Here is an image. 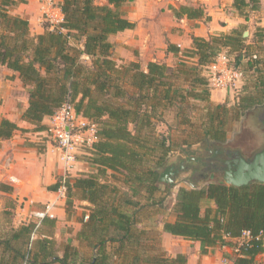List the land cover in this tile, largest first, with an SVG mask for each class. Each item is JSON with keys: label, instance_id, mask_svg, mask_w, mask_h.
I'll use <instances>...</instances> for the list:
<instances>
[{"label": "trees", "instance_id": "obj_1", "mask_svg": "<svg viewBox=\"0 0 264 264\" xmlns=\"http://www.w3.org/2000/svg\"><path fill=\"white\" fill-rule=\"evenodd\" d=\"M130 1L59 0L63 30L46 26L32 33L28 19L11 12L21 0H0V66L16 72L27 90L28 104L21 119L32 125L31 131H46L44 118L69 101L77 115L95 125L97 137L83 159L93 171L69 174L64 181L67 213L73 200L87 202L83 214L88 218H81L74 236L77 244L59 247L56 217H31L16 227L10 224L0 234V264L187 263L184 253L167 254L149 230L138 227L140 213L164 209L171 187L158 181L159 171L180 146L205 139L216 144L228 140L227 106L210 99L209 66L220 53L243 74H253L236 96L233 118L252 120L254 108L264 104V58H259V52L264 54V28L256 26L250 43L243 37L246 25H240L207 38L193 35L189 48L168 44L167 50L179 55L173 66L156 61L144 68L137 61L120 64L112 55L109 37L135 27L122 10ZM232 6L248 20L250 12L260 8V0H233ZM173 14L205 17L201 7L187 5L173 8ZM168 112L173 113V122L166 132L159 131L157 126L165 122ZM171 129L177 134L173 136ZM18 130L29 131L0 119V140ZM247 140L251 152L255 151L260 139L254 131ZM109 173L120 174L131 190L129 198L122 199L133 206L131 212L117 199L119 190L107 179ZM60 179L48 189L56 190ZM0 190L10 192L12 187L0 184ZM135 195L145 201H134ZM208 201L213 206H205ZM172 211L173 220H165L162 229L199 241L202 254L216 246L235 248L248 230L253 236L248 244L226 257L231 264H264V258L257 260L264 254V235L255 238L264 229V184L180 186ZM79 246L88 247L90 255H83Z\"/></svg>", "mask_w": 264, "mask_h": 264}, {"label": "crops", "instance_id": "obj_2", "mask_svg": "<svg viewBox=\"0 0 264 264\" xmlns=\"http://www.w3.org/2000/svg\"><path fill=\"white\" fill-rule=\"evenodd\" d=\"M128 3H131L133 8H138L140 11L138 18L132 19L127 16L128 19L135 23V27L133 29H125L109 37L113 45L112 55L120 54L121 56H126L128 59H126L127 61L140 62L139 60H135L136 57L134 58V56L129 54L127 46L144 44L143 40L148 30L153 29L147 28L144 36H140L138 40H134L132 36L134 33H138L139 27H141L142 24L152 27L155 22L158 21L159 13L163 14L164 19L166 18L167 24L164 28H162L159 24L160 35H158L156 40L161 42V39H167L168 43L166 44L163 42L161 45L165 46L166 50L168 44H174L180 48H189L191 46V37L193 35L207 38L209 35L230 33L233 29L238 28L240 25H247L251 21V19L245 20L243 17L238 15L232 6L233 0H132ZM180 5L201 7L205 12V17L200 19H188L186 17L177 18L173 14V8ZM11 12L27 18L30 23L31 30V23H39L38 20H41L42 16L39 4L35 0H21L20 3L11 8ZM147 13L151 14L144 16V14ZM140 16L142 18L141 20H139ZM253 19L255 27L260 26L264 28V0H260V8L257 11H253ZM42 31V26L33 30L35 33H40ZM248 35H250L249 32L246 36ZM151 38L152 34H150V41ZM247 43H250V41ZM118 44L122 45L117 47ZM145 44H148V41H146ZM261 44L264 46V33ZM149 51H151L150 57L153 56V53L157 52L156 48H151ZM162 53L166 56V59H160L158 58L159 55H157L156 58L146 61L143 68L149 61L160 62L161 60L166 61L165 64L168 66H173L179 56H176V54L172 52L175 56V62H173L172 58L174 57H172L170 53H166L165 50L162 51ZM260 57L264 58V54L262 52H259V58ZM8 76L9 78L6 79ZM16 89L22 91L21 93H24L25 90L18 74L5 66H0V100L2 99V103L0 104V119L4 117L15 122L21 128L30 129V127L32 128V125L21 119V114L28 104V95L26 92L23 94L24 102L22 103V107L17 108ZM237 91L235 92L236 96L238 95ZM225 95L224 89L211 90L210 99L213 103H223L224 101L222 98L223 96L225 97ZM234 98L235 102L236 97ZM49 121L50 117H45L43 120L46 125ZM254 132H256L255 134L259 139L264 137L263 129ZM46 134L47 131L30 130L22 132L18 130L11 138L0 140V184L16 187V190H12L10 192L0 190V194L10 196L18 202H20L21 198L26 197L25 203L19 204L17 207V215L13 218V221L8 220L6 226L11 224L16 227L22 222L28 220V213L30 214L32 211L42 209L48 201L56 202V206L52 208V211L56 217L55 238L58 241V233L56 230L59 228V219L66 215V199L55 201L57 189H48L50 185L56 183L61 170L59 169L60 166L57 159L58 150L56 148V144L51 138H46ZM227 138L228 140L230 139L229 137ZM91 170L93 171V167H91L86 161L78 158L71 173L78 175L80 172H91ZM9 175L15 176L18 179V182L10 183L8 181ZM30 201H32L33 204H30ZM81 204L85 209L87 202L81 201ZM207 205L213 206L212 201L205 202V206ZM6 210L8 211V208L2 205L0 208L2 214H4ZM165 220H173V215ZM163 222L164 221H161L160 227L158 228L161 232L160 237L162 247L170 255L186 253V264H218L220 259L223 260L224 258H227L226 256H231L235 252V246V248H233L230 245H223L211 248L206 254H202L201 243L199 241L187 240L183 237L165 232L162 229ZM79 224L81 227L80 221ZM3 225L4 224H0V231L7 228ZM80 227L77 230H79ZM172 241H176L178 245L172 244ZM181 241L186 242V248L184 247L185 243H182ZM73 244L76 245L77 241L74 240ZM170 249L175 250L170 251ZM258 257L257 259H259Z\"/></svg>", "mask_w": 264, "mask_h": 264}, {"label": "rangeland", "instance_id": "obj_3", "mask_svg": "<svg viewBox=\"0 0 264 264\" xmlns=\"http://www.w3.org/2000/svg\"><path fill=\"white\" fill-rule=\"evenodd\" d=\"M122 10L124 11L126 16H128L132 19L138 18V14L140 15L139 9L133 8L131 3L125 4L122 7ZM149 14H151V13L144 14V16H148ZM155 14H158V13H155ZM158 15H159V18L157 17L158 21L155 22V24L152 27L142 24L141 27H139L138 33H134V35L132 36L134 38V40H138L140 38V36H144V33L147 31V28L153 29V30H148V32H147V34L143 40L144 44L137 45V46L125 45V46H127L129 54L131 56H134V58L136 57L135 60L140 61L139 63L141 65V67H143L145 65L146 61L153 59V58H156L157 55H159L158 58H160V59H163V58L166 59V56H164L162 53V51H164V50L166 53H170L172 55V57H174V58H172V60H173V62H175L174 54L172 52H168L165 49V46H161L163 42L167 44L168 40L167 39L166 40L161 39V42L159 40H156L158 35H160L159 24L162 28H164V26L167 24L166 18L165 19L163 18V14L159 13ZM141 19L142 18L140 16L139 20H141ZM249 19H251V21L246 25L245 29L248 30L250 35L246 36V43L249 41L251 42V40L253 39V34L255 31V28H256L254 25L253 12H250ZM38 21H39V23H37V22L31 23V28H32L31 32L32 33H35V32H33V30H35L39 26H42L43 29L46 28V23L43 20H38ZM150 34H152L151 41H150ZM161 36H162V34H161ZM146 41H148V44H145ZM120 45H122V44H118L117 47H119ZM123 46H124V44H123ZM151 48H156V50H157V52L153 53L152 57H150L151 51H149ZM113 57L120 64L128 62L127 61L128 59L126 58V56H121L120 54H115V55H113ZM142 58H144V59H142ZM156 62H158V61H156ZM160 62L166 63V61H162V60ZM243 76L244 77H242V79L238 82L237 87H232V88L229 87V88L224 89L226 95H225V97L223 96V98H222V100L224 101L222 104L227 106V109H228V112L225 115V120H226V129H227V133H228L227 137H229L230 139L227 140L226 142L221 143V144L214 143L213 146L228 147V148H239V149L241 148L244 153L249 155L252 153L251 151L253 148H250V140H247L248 134H251L253 131L260 130L259 126L257 125V122H256V116H255L256 110L254 112L255 114L252 115V120L248 119L247 116H243L239 120H235L233 118V112L231 111V108H232V105H233L234 99H235L234 97H236L235 92L238 90L237 93H239L242 84L244 82H246L249 78H253V74H251V71L244 72ZM7 78H9V76L6 77V79ZM16 91H17V93H16L17 108H21L22 103L24 102V95L23 94H25V92L27 94V90L25 89L24 93H21L22 91H19V89H16ZM1 103H2V99L0 100V104ZM172 114H173L172 112H168L166 114L165 122L158 124L157 129L159 131L166 132L168 130L167 124L169 125V124H171V122H173V119H172L173 115ZM193 118L195 119V117H193ZM30 130H31V127H30L29 131ZM170 131L173 132V136L177 134L175 129H171ZM22 132H25V131H22ZM48 137L51 138L50 136H48L46 134V138H48ZM198 143H197V145H198ZM261 143H262V141L255 142V145H256L255 149L256 148L258 149L259 146L261 145ZM192 145H196V143H194ZM178 149L170 156L169 160H171V161L176 160L177 161L176 154L178 152ZM78 153H79L78 158L83 160L84 156H85L84 155L85 149H80ZM109 174L110 175H108L107 179L109 180L110 183L114 184L119 190V192L117 194V199L124 205L123 208L125 210H127L128 212H131L133 206L130 205V203L125 204L124 201H122V199H124V197L129 198L128 194H131V190L123 184L122 177L120 174H118V173H116L115 175H111V173H109ZM70 175H74V174L70 173ZM10 176L11 175L8 176V181L10 183H13L9 180ZM179 177L180 178H182V177L186 178V177H188V173L182 172ZM207 180L208 179L206 178V181ZM180 186L190 187V185L188 183H186V181H184L182 179H177L174 182V184L172 186H170L171 190L169 192V195H167L165 197V200L163 203L165 206L163 207L164 208L163 210L160 211L157 207L150 208L147 210H144V209L141 210V213H140V220L141 221L138 223V227L149 230L151 235L160 241V244H161V237H160L161 232L158 230V228L160 227L161 221H165V219H167L168 217L173 215L172 206H173V203L175 201L177 190ZM11 187L13 188L12 190H16L15 186L14 187L11 186ZM55 196H56L55 201L60 200V199H57V195H55ZM132 199L134 201L139 200L138 202H141V203H143L145 201V199H143L142 195H135ZM25 200H26V197H23V198H21L20 202H18V201H15V199H13L10 196L0 194V208L2 205L4 207L6 206L8 208V211L6 210L7 214H5V213L2 214V211H0V224H4L3 226L8 227V225L6 226L7 221L8 220L13 221V218L17 215V213H16L17 207L19 206V204H24ZM35 212H36V210L32 211L30 214L28 213L27 218L30 219L31 217H34ZM83 212H86V210L84 209V206L81 204V201L73 200V208L70 209L69 213L66 212V215L64 217L59 219V228L56 230V232L58 233V236H57V239L59 242L58 245L61 249L64 246V244H66L68 242H71V243L74 242V236H75L76 230L80 227V224H79L80 218H82L84 220ZM148 214H151V215L148 216ZM1 222H3V223H1ZM2 231L3 230L0 231V234L2 233ZM181 242L185 243L184 247L186 248V242H184V241H181ZM172 244L178 245V243L176 241H172ZM79 250L85 256L90 255V249L86 246H79ZM174 250L175 249H170V251H174ZM167 254H168V252H167ZM184 254L186 255V253H184ZM259 256L260 257H258L259 259H257V260H262L264 258V254L259 255ZM218 264H222V259H220L218 261Z\"/></svg>", "mask_w": 264, "mask_h": 264}, {"label": "built area", "instance_id": "obj_4", "mask_svg": "<svg viewBox=\"0 0 264 264\" xmlns=\"http://www.w3.org/2000/svg\"><path fill=\"white\" fill-rule=\"evenodd\" d=\"M40 7L41 20L46 23L50 30H63L60 26L63 21V14L59 6V0H35ZM255 57V55L253 56ZM243 77V71L237 66H232L224 53H220L209 66V86L211 90H221L229 87H236ZM47 133L56 144L58 150L57 159L60 166V185L57 188V199H66L65 178L75 167L79 150L89 148L96 141V127L89 120L76 114L71 103L66 101L50 117L47 124ZM9 180L17 183L15 176H10ZM32 201H30L31 203ZM56 202H47L42 209L36 210L34 217H55L52 208ZM88 215H84V220ZM264 235V229L260 230L255 238ZM248 230H244L238 239L235 252L247 245L252 239ZM222 264H231V260L224 258Z\"/></svg>", "mask_w": 264, "mask_h": 264}, {"label": "water", "instance_id": "obj_5", "mask_svg": "<svg viewBox=\"0 0 264 264\" xmlns=\"http://www.w3.org/2000/svg\"><path fill=\"white\" fill-rule=\"evenodd\" d=\"M247 34L245 30L243 37ZM254 110L257 125L264 130V104ZM260 141L259 148L249 155L239 148L213 146L210 139L202 140L198 145L180 146L177 161L170 160L159 171L158 181L172 186L177 179H182L191 188L209 182L238 187L253 182L264 184V137ZM182 172L188 173V177L180 178Z\"/></svg>", "mask_w": 264, "mask_h": 264}]
</instances>
